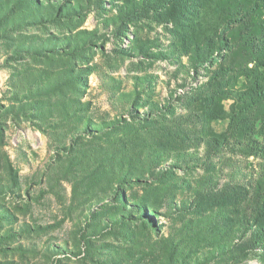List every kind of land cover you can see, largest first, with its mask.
Masks as SVG:
<instances>
[{
  "label": "rangeland",
  "instance_id": "obj_1",
  "mask_svg": "<svg viewBox=\"0 0 264 264\" xmlns=\"http://www.w3.org/2000/svg\"><path fill=\"white\" fill-rule=\"evenodd\" d=\"M260 143L264 0H0V264H264Z\"/></svg>",
  "mask_w": 264,
  "mask_h": 264
},
{
  "label": "trees",
  "instance_id": "obj_2",
  "mask_svg": "<svg viewBox=\"0 0 264 264\" xmlns=\"http://www.w3.org/2000/svg\"><path fill=\"white\" fill-rule=\"evenodd\" d=\"M135 14V11H130L126 15L131 17ZM205 142L207 151L220 148L224 144V139L212 137L205 139ZM260 149L264 151V144L260 143ZM250 182L226 181L221 185L215 186V183L196 189L199 195L214 194L221 199L227 198L237 202L236 207L232 204L234 207L231 210L235 216L231 222L237 225L235 227L236 241L232 249V258L235 262H239L256 249L264 250V164L254 181ZM214 188H216L215 191H213ZM262 258L264 260V254Z\"/></svg>",
  "mask_w": 264,
  "mask_h": 264
}]
</instances>
